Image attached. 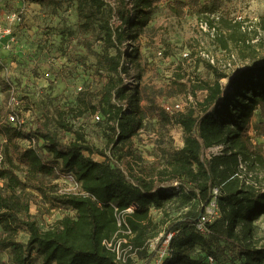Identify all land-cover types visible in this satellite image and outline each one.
Returning <instances> with one entry per match:
<instances>
[{
    "label": "trees",
    "instance_id": "trees-1",
    "mask_svg": "<svg viewBox=\"0 0 264 264\" xmlns=\"http://www.w3.org/2000/svg\"><path fill=\"white\" fill-rule=\"evenodd\" d=\"M28 1L52 8L76 2L79 29L94 40L79 44L95 56L93 70L101 86L96 91L81 89L73 107L49 104L29 127L8 121L10 106L0 113V255L8 252L13 264H134L131 257L117 260L104 244L119 230L116 212L133 208L125 212V224L133 233L131 253L149 258L150 236L158 228L152 213L176 202L177 209H187L167 225L170 253L161 264H218L221 257L232 264H264V237L255 238V222L264 215V187L245 177L248 164L258 161L264 167V141L256 144L250 133L257 110L264 118V63L217 74L199 87L206 95L198 108L176 113L167 112L137 83L144 69L137 66L135 77L128 63L139 54L129 47L160 5L169 4L177 14L190 6L210 15L222 0ZM260 26L264 31V16ZM95 41L99 50L93 47ZM262 42L264 46V37ZM224 77L227 80L221 81ZM173 81L181 91H189V84ZM12 87L0 74V90L9 100ZM95 112L102 117L105 148L90 143L67 119L69 114ZM149 119H157L165 130L180 125L184 145H163L161 160L145 163L134 153L133 139ZM67 133L75 137L67 139ZM31 137L35 147L21 144ZM215 145L224 148L211 155L209 148ZM95 154L124 162L125 175L119 176ZM60 177H72L82 193L59 192L53 180ZM216 187L220 215L202 233L197 223ZM32 191L51 207L71 209L72 214L42 229L32 215ZM22 233L26 240L19 238ZM199 247L205 259L195 255Z\"/></svg>",
    "mask_w": 264,
    "mask_h": 264
},
{
    "label": "rangeland",
    "instance_id": "rangeland-1",
    "mask_svg": "<svg viewBox=\"0 0 264 264\" xmlns=\"http://www.w3.org/2000/svg\"><path fill=\"white\" fill-rule=\"evenodd\" d=\"M4 11L19 13L21 20L13 24L12 34H2L0 37V74L6 80L10 78L9 71L12 68H20L24 76L33 83L25 88L12 87L10 92L20 99L19 111L27 127L42 115L44 103L59 104L66 109L77 105V94L81 89L96 91L100 88L101 83L93 70L96 58L79 44V41H88L92 36L79 29L75 1L52 8L41 7L28 0H0V15ZM262 16L264 0H222L220 7L210 15H200L190 6L177 14L169 4L160 5L144 32L132 42L134 49H128L135 54L136 51L139 52L136 60H128L132 75L137 77L138 67L141 66L144 73L141 78L137 77V83L151 91L161 104L180 101L184 105V111L198 108L199 102L206 95V90L199 87L206 81L213 80L219 73H232L239 68L264 63V31L260 26ZM0 24L5 31L10 29L2 16ZM99 45L95 41L94 49L99 50ZM13 63L16 65L11 67ZM173 79L189 84V91H181L179 84ZM226 80L225 77L221 79ZM54 88H58V91ZM49 89H52L51 92ZM7 106L9 97L0 90V113ZM67 119L71 126L85 133L90 143L105 148L107 139L104 127L93 121L92 113H73ZM263 125L264 118L257 110L250 132L256 144L264 141ZM178 129L179 126L175 125L162 129L157 119H149L146 127L133 139L134 153L139 154L145 163L160 161V147L180 146ZM66 137L73 139L75 136L67 133ZM94 157L99 161H106L119 176L125 175L127 167L124 162L120 163L118 159L115 162L114 158L98 154ZM242 166L246 169L247 165L243 163ZM245 174L250 183L264 187V167L258 161L248 164ZM53 184L57 185L59 192H81L68 177L54 179ZM2 186L3 181L0 180V187ZM32 194V215L42 229H48L68 213L45 203L37 192L32 191ZM177 206L175 202L167 206L165 211H153V219L158 228L150 236L151 256L141 258L134 253L131 255L134 264L154 262L157 250L165 242L169 221L176 219L187 209H177ZM166 211L169 212L168 216ZM263 237L264 218L260 217L255 222V238ZM19 238L26 240L27 235L22 233ZM158 242H162L159 247ZM195 255L205 259L206 252L199 247ZM0 264H13L8 252L0 255ZM218 264L232 263L221 257Z\"/></svg>",
    "mask_w": 264,
    "mask_h": 264
},
{
    "label": "built area",
    "instance_id": "built-area-1",
    "mask_svg": "<svg viewBox=\"0 0 264 264\" xmlns=\"http://www.w3.org/2000/svg\"><path fill=\"white\" fill-rule=\"evenodd\" d=\"M1 16L4 19V21H6V23L10 25L8 26L10 27V29L5 31V29L2 28L3 25L0 24V37L2 34H7V33H9L8 35L12 34V26L16 22H20L21 15L15 12L4 11V12H1L0 17ZM239 19H241V17H239ZM190 100L192 101L191 98ZM20 105H21L20 99L16 95L12 94L9 100V106L12 108L13 111H11L8 114V121L14 125L25 123L24 119L18 114ZM162 106L169 113H176V112L184 111V105L180 101L165 102V103H162ZM93 121L96 123H99L102 121V117L99 112H95L93 114ZM20 141L22 145L27 146V147L29 146L35 147L37 144L36 139L33 137L25 138ZM223 148H224L223 145H215L209 148V153L211 155L220 154ZM68 178H71L75 182V185L81 189L79 183H77L72 177H68ZM80 193H82V190ZM219 193H220L219 188L216 187L213 189L214 197L209 202V204L205 207V212L200 217L197 223V229L202 233H207L209 231L207 227V223L212 222L216 217L220 215L219 205L217 201V197ZM59 209H64V208H59ZM64 210L68 211L69 214H72L71 209H64ZM132 210L133 208H128L125 211L116 212L119 230L111 239H106L104 241V244L107 246V248H109L116 254L117 260L122 261V262H126L127 257H131V255L134 254V253H131L132 245L129 242L130 241L129 237H132L133 233L131 229L128 227V225L125 224V212H131ZM171 237H172V234H168L166 236L165 242L157 250L155 260L152 264H161L162 261L169 255L170 253L169 242H170ZM208 260L210 262H213L212 257H209Z\"/></svg>",
    "mask_w": 264,
    "mask_h": 264
},
{
    "label": "crops",
    "instance_id": "crops-1",
    "mask_svg": "<svg viewBox=\"0 0 264 264\" xmlns=\"http://www.w3.org/2000/svg\"><path fill=\"white\" fill-rule=\"evenodd\" d=\"M18 59L20 60V58H18ZM15 65H16V63H13L10 66L14 67ZM12 69L13 70L9 71V73L11 74L10 78H7L6 80L9 81L12 84L13 88H15V87H18V88L19 87H21V88L23 87V88H25L26 85L33 84L31 81H29L30 80L29 78H26L24 76V73L22 72V70L20 68H12ZM20 83H21V85H20ZM50 90H52V89H49V91ZM54 90L58 91V88H54ZM47 106H49V105L44 103V105L42 107V110L44 111ZM175 126L176 127L179 126L178 130H180V132H179L180 136L178 137V143L180 144L179 147H182L184 145L183 128L180 125H177V124ZM261 218H264V215ZM35 264H40V262L35 263Z\"/></svg>",
    "mask_w": 264,
    "mask_h": 264
}]
</instances>
